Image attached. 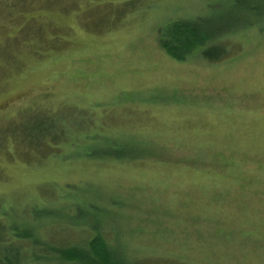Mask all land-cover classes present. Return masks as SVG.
Segmentation results:
<instances>
[{
    "label": "rangeland",
    "instance_id": "obj_1",
    "mask_svg": "<svg viewBox=\"0 0 264 264\" xmlns=\"http://www.w3.org/2000/svg\"><path fill=\"white\" fill-rule=\"evenodd\" d=\"M195 19L233 53H168ZM0 220L37 257L264 264V0H0Z\"/></svg>",
    "mask_w": 264,
    "mask_h": 264
},
{
    "label": "trees",
    "instance_id": "obj_2",
    "mask_svg": "<svg viewBox=\"0 0 264 264\" xmlns=\"http://www.w3.org/2000/svg\"><path fill=\"white\" fill-rule=\"evenodd\" d=\"M198 19L194 21H175L170 24L169 33L173 35V37H176L179 43L177 46L171 44L164 45L165 50L175 58H178L176 55L177 47H184L187 51L193 49L197 50L202 59L213 63L226 59L231 52L233 53V46H231L225 38H216V33L218 31L224 32L223 35H225V37L229 35L223 29L220 30L217 27L215 28V23L209 24L207 19L203 22ZM164 33L165 31H162V35H164ZM161 41H163V37ZM50 138L52 137L46 140ZM1 223L2 222H0V264H94L93 261L96 262L95 264H130L122 260V252L111 248H109L110 251L105 249L108 251L106 254L107 257L99 261V263L96 260H92L91 257H89L90 255L82 251L86 248H82L81 246V248L66 246L63 243L60 244L61 248L58 250L57 254L48 251L41 255H46L43 257L40 255L39 257L32 254L30 255V248L24 245L25 240L15 237L14 233L9 230V226L2 225ZM90 243L92 244L93 242L90 241ZM88 247H90V245ZM46 249L49 250L48 248ZM91 250L92 253L95 251L93 248ZM37 258H41L42 261ZM44 258H49V260Z\"/></svg>",
    "mask_w": 264,
    "mask_h": 264
}]
</instances>
